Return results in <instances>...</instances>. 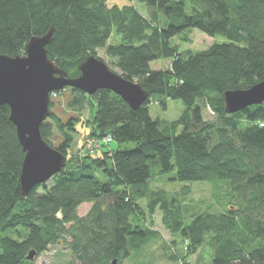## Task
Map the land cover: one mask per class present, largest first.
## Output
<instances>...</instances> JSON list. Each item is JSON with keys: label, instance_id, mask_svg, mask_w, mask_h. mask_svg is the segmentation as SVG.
I'll list each match as a JSON object with an SVG mask.
<instances>
[{"label": "trees", "instance_id": "trees-1", "mask_svg": "<svg viewBox=\"0 0 264 264\" xmlns=\"http://www.w3.org/2000/svg\"><path fill=\"white\" fill-rule=\"evenodd\" d=\"M139 2L149 18L108 0H0V55L22 56L33 37L54 28L49 58L68 77L80 76V65L103 49L118 74L150 95L134 110L109 90L53 93L41 133L66 156V166L27 196L20 186L25 153L9 106L0 105V264H34L50 246L68 251L65 264H124L140 256L160 237L144 226L140 201L151 194L152 179L171 174L174 182L213 184L222 208L202 212L165 191L152 193L149 214L160 209L186 250L172 260L190 264L208 247L212 264H264V103L228 114L224 102L226 91L264 81V0ZM194 30L229 42L183 51L175 39L191 43ZM67 94L72 114L65 120L53 109L55 98ZM152 98L164 108L180 100L185 110L174 121L154 119ZM86 107L93 111L92 137L111 139L115 149L72 151ZM86 203L92 207L81 217Z\"/></svg>", "mask_w": 264, "mask_h": 264}, {"label": "water", "instance_id": "water-1", "mask_svg": "<svg viewBox=\"0 0 264 264\" xmlns=\"http://www.w3.org/2000/svg\"><path fill=\"white\" fill-rule=\"evenodd\" d=\"M55 29L44 36L33 37L22 56L0 55V105H8L10 120L17 128L25 153L20 175L23 196L37 186L48 183L66 166V156L50 146L42 137L41 127L51 116L52 94L73 88L87 95L109 90L138 110L149 99V92L139 83L125 79L112 71L96 55H91L80 67V76L68 77V72L49 58L48 46L54 40ZM225 109L235 114L264 103V81L247 90L226 91ZM37 252L29 253L33 261ZM112 264H118V259Z\"/></svg>", "mask_w": 264, "mask_h": 264}, {"label": "rangeland", "instance_id": "rangeland-1", "mask_svg": "<svg viewBox=\"0 0 264 264\" xmlns=\"http://www.w3.org/2000/svg\"><path fill=\"white\" fill-rule=\"evenodd\" d=\"M108 5H118L120 7L133 5L145 17L149 18L147 6L139 2V0H108ZM190 40L191 43H185L180 38H176L175 43L180 45L183 51H205L214 44L229 42L223 36L211 38L198 30H194L190 34ZM111 42H113V40ZM96 56L102 59L111 70L116 73H120V70L115 67L114 61L106 54L105 50H98ZM159 63H154L152 67L157 69ZM160 67L163 68L164 65H160ZM69 98V94L63 97L55 98L56 107L53 109V112L60 115L65 120H67V118L72 114L66 108ZM151 101L150 113L154 119L174 121L177 120L185 110V106L180 100H167L166 108L158 102V98H152ZM92 115L93 111L91 107H86V109L82 112L81 121L76 126V131H74L75 133L72 134V137L74 138V145L72 148L73 152L86 148L91 150V153L96 152V155H100L102 145L107 146L105 149L108 151L117 147L116 144H112V141H101L92 137ZM204 115L207 119H211L213 117L209 109L204 110ZM134 147V143L127 144V148ZM172 176L173 174L152 179L148 185V192L151 194L146 199L140 201V206L142 208V212L144 213L140 217L144 222V226L159 232L160 237L148 245L140 256L127 260L124 264H181L178 261L172 260V257H183L186 255L182 239L167 229L162 211L157 209L155 214L152 216L149 214L148 204L149 200L152 198V193L156 191H165L170 196H174L181 200L183 205L191 204L192 206L190 209L194 207L193 205L201 207L202 212L208 210H211V212H218L222 210L215 198V187L213 184L205 182H174L170 180ZM223 190L225 191V189ZM223 190L221 191L222 193ZM91 207L92 204L89 203L82 205L79 209L80 216L82 217L87 215ZM69 260V253L67 250H64L62 246H50L46 252L36 258L34 264H65ZM188 261L190 264H212L211 251L208 247H204L195 255L191 256Z\"/></svg>", "mask_w": 264, "mask_h": 264}, {"label": "built area", "instance_id": "built-area-1", "mask_svg": "<svg viewBox=\"0 0 264 264\" xmlns=\"http://www.w3.org/2000/svg\"><path fill=\"white\" fill-rule=\"evenodd\" d=\"M107 140L111 141V139H107Z\"/></svg>", "mask_w": 264, "mask_h": 264}]
</instances>
